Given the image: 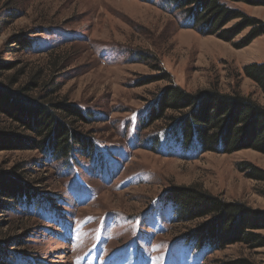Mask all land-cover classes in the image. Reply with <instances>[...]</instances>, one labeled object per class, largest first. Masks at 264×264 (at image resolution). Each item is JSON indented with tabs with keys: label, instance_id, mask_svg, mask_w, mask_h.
I'll return each instance as SVG.
<instances>
[{
	"label": "rangeland",
	"instance_id": "obj_1",
	"mask_svg": "<svg viewBox=\"0 0 264 264\" xmlns=\"http://www.w3.org/2000/svg\"><path fill=\"white\" fill-rule=\"evenodd\" d=\"M235 6L264 21V5ZM247 31L229 42L202 35L173 0H0V62L13 65L0 79L16 75L15 88L35 81L29 95L38 102L79 107L86 121L72 128L93 143L88 158L0 150V167H15L33 195L0 214V240L9 244L0 264H264V246L213 250L184 240L211 218L181 222L166 198L171 186L198 185L264 212V182L237 167L246 161L264 170V152L179 148L170 133L176 111L146 124L170 84L228 93L238 83L264 108V94L242 73L264 62V34L235 47Z\"/></svg>",
	"mask_w": 264,
	"mask_h": 264
},
{
	"label": "trees",
	"instance_id": "obj_2",
	"mask_svg": "<svg viewBox=\"0 0 264 264\" xmlns=\"http://www.w3.org/2000/svg\"><path fill=\"white\" fill-rule=\"evenodd\" d=\"M173 2L174 10L187 18L188 28L202 35H215L229 42L248 29L239 41L234 42L237 48L248 45L264 34L263 20L235 6L239 3L264 5V0ZM232 20H236L235 23L226 27ZM25 41L15 38L13 43L27 47L29 43ZM12 66V63L0 62V71ZM242 73L264 94V62L246 64L242 67ZM168 77L163 73L162 78ZM17 82L14 74L6 81L0 79V118L8 123L7 127L0 126V150L42 148L56 158L76 150L88 158L93 150L92 140L72 128L74 122L86 121L85 113L65 102L40 103L29 95L38 86L35 81L15 88ZM168 110L179 112L171 117L173 123L170 126V133L180 145H177L179 148L197 147L198 152H233L251 147L264 152V108L244 96L238 83L228 93L221 92L217 85L190 92L170 84L157 97L147 116V126L164 119ZM17 127L29 130L32 136L18 133L14 130ZM237 167L248 177L264 182V170L256 165L241 161ZM25 184L15 167H0V214L13 211L15 205L26 204L33 198ZM166 198L173 204L181 222L211 218L194 229L193 233L183 236L184 240L193 242L199 248L222 249L233 243H243L252 249L264 246V236L258 232L264 228V212L261 210L239 202L224 201L198 185L171 186ZM5 242L0 240V260L8 244ZM226 264L253 263L239 259Z\"/></svg>",
	"mask_w": 264,
	"mask_h": 264
}]
</instances>
